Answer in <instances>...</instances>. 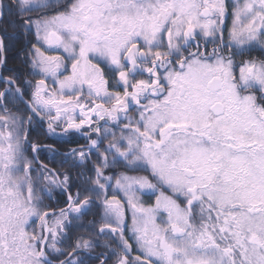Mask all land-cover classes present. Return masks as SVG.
<instances>
[{
    "label": "snow or ice",
    "instance_id": "snow-or-ice-1",
    "mask_svg": "<svg viewBox=\"0 0 264 264\" xmlns=\"http://www.w3.org/2000/svg\"><path fill=\"white\" fill-rule=\"evenodd\" d=\"M5 8L17 17L10 26L34 32L28 57L41 79L21 87L0 76V264H52L48 253L63 255L57 244L94 198L97 235L120 247L116 264H264V59L251 57L264 55V0H235L227 42L226 0H15L0 3V21ZM9 93L27 117L9 113ZM34 120L47 136L84 135L87 151L32 143L29 158ZM108 136L74 195L69 175L44 164L37 187L42 147L75 166ZM112 166L124 169L114 183ZM57 188L66 206L41 211ZM93 243L76 239L59 264H83L72 258Z\"/></svg>",
    "mask_w": 264,
    "mask_h": 264
},
{
    "label": "trees",
    "instance_id": "trees-1",
    "mask_svg": "<svg viewBox=\"0 0 264 264\" xmlns=\"http://www.w3.org/2000/svg\"><path fill=\"white\" fill-rule=\"evenodd\" d=\"M15 3V0H3V5L7 6L9 4ZM6 15L5 19L3 21H0V31L7 32V34L12 33L10 36H6L4 39L5 46H6V64L10 67H13L14 69H17L15 79L18 82H21L22 73L25 70L27 72L30 64V58L28 57V51L31 48V43L35 41L34 38V32H25V30L22 27H12L8 24V21L14 20L17 17L13 14H7V9L5 8ZM31 13H25L24 15H29ZM34 15V14H33ZM32 41V42H31ZM16 47V48H15ZM247 56V55H246ZM254 56L258 59H264V55L261 54L260 50H253L251 53V57ZM5 85L3 83H0V88ZM17 101L14 100V106L16 110L19 111H10L11 113H14L16 115H22V112L20 111L22 107L21 105H16ZM9 112V113H10ZM26 112V111H25ZM0 114H4L3 111H0ZM26 112V116H27ZM25 116V117H26ZM31 127V131L28 133L29 137V145L28 150L26 152V155L31 158V144H41L46 143L47 146H53L59 151H67L75 146H79L76 149H79L83 147L84 144H86V138L82 134L79 133H72L68 136H47L45 134V131L40 128L36 120L33 121L32 125H25V128ZM101 127H105V125H101ZM112 129V128H110ZM88 130L87 127H85L84 131L86 132ZM21 136L24 135V132L22 131ZM112 137L108 136L103 140V142L100 144L99 148L97 150H93L90 155L89 159L85 161L84 163L76 164L75 166H72L70 163H61L62 157L60 155H57L54 159L50 157V154L46 150V148H43L38 154L37 157L46 164L48 167L57 170L58 172L67 173L69 175V184L71 185L69 191L74 195L78 189V187L82 186L85 182V178L88 176L93 175L92 172L89 171L93 167V165L97 162L98 155L101 152H104V149L107 147L108 141L111 140ZM87 151V148H85ZM111 158V157H109ZM71 160V158H70ZM117 168L116 166H112L110 169L105 170V175H110L111 172L115 171ZM38 166L34 164V180L37 181L36 177L38 174ZM110 173V174H109ZM37 187H39L38 183L35 182ZM43 195V194H42ZM65 198V192L61 189L57 188L52 191L51 197H44L43 204L41 205V211L54 209L55 207L62 206V202ZM83 198V197H81ZM98 201L95 200L93 205L91 206V209L87 211L86 213L82 214L79 219H77L74 222V226L69 230L68 238L64 240L63 243L57 244V247H59L63 255L59 253H54L51 255V258L58 260L59 257H63L66 255L71 249L72 245L78 238H83L85 233L88 238L94 241L93 246L90 249H96L97 243L96 239H101L100 246L104 247L105 250H109V244H107V237H110V233H106L103 235H97L98 228L105 223V221L102 219L101 216V209L97 206ZM75 225H82V227H76ZM82 254L77 253L75 257L77 260H82Z\"/></svg>",
    "mask_w": 264,
    "mask_h": 264
},
{
    "label": "flooded vegetation",
    "instance_id": "flooded-vegetation-1",
    "mask_svg": "<svg viewBox=\"0 0 264 264\" xmlns=\"http://www.w3.org/2000/svg\"><path fill=\"white\" fill-rule=\"evenodd\" d=\"M0 3H2L3 4V0H0ZM0 33H1V31H0ZM10 35H12V33H9V34H7V36H10ZM224 39H225V42H227V39H228V37L225 35V33H224ZM32 42V41H31ZM35 42V41H34ZM34 42H32V43H34ZM5 43V42H4ZM31 43V44H32ZM212 47H213V44H211V43H209L208 45H207V49H208V51H211V49H212ZM16 48V47H15ZM201 50H203V46H202V48H201ZM226 51H227V49H226ZM5 52H6V46H5V51H4V56H5ZM243 58H245V59H247V58H249L248 56H245V57H243ZM252 58H254V57H252ZM237 59H240V57H237ZM4 61H5V63L3 64V65H1L0 66V72H1V76H4V77H9V76H12V77H14L15 78V76H16V72H17V69L15 68H13V67H10V66H8L7 64H6V56H5V59H4ZM29 66V68H28V70H27V72H25V70L23 71V73H22V76H21V78H22V80H21V82H18L17 80V86H21V87H24L25 85H24V81L27 79V80H30V81H32L33 83H35V81L36 80H38V79H41V77L39 76V75H36V76H33V75H31V68H30V64L28 65ZM138 78H147V75L145 74V76L144 77H138ZM49 86L50 87H53L54 85H52L50 82H49ZM8 86L7 85H3L1 88H0V91H4L6 88H7ZM13 90H14V88H13ZM30 91H31V89H29V94H30ZM121 91H122V89H121ZM29 94H25L24 95V97H23V99L25 100V101H27L29 98H30V95ZM85 95H86V93H85ZM14 100H16L17 101V103H16V105H21L20 107H22V109L20 110L21 112H22V116H26V110H25V105L19 100V99H14L13 97H12V95H11V93H9V99H8V101H5V104H6V106L8 107V109H9V112L10 111H13V110H15V111H19V110H16V108L15 107H13L14 106ZM132 110H134V109H132ZM0 111H2V109H0ZM26 111V112H25ZM131 111V110H130ZM130 111H129V113H130ZM11 113V112H10ZM28 113V112H27ZM128 113V114H129ZM28 115V114H27ZM129 115H135V112L134 111H132ZM27 117V116H26ZM38 119V118H37ZM127 121H122L121 122V124H123V123H126ZM36 123H37V121H36ZM37 125L40 127V128H42L44 131H45V134H46V128H47V125H46V123H44V124H38L37 123ZM101 125H104L103 123H101ZM107 126H110V128H112L111 130L112 131H114L117 135H119L120 134V132H119V128H115V127H113V125L111 124V123H109ZM112 126V127H111ZM59 130V129H58ZM57 136H62V135H57ZM38 145H41V146H47L46 145V143H41V144H38ZM43 149V147L41 148V150ZM31 152H32V150H31ZM39 153V152H38ZM38 153H36L35 155L37 156V154ZM32 157V156H31ZM39 159V158H38ZM40 160V159H39ZM40 162H41V160H40ZM42 163V162H41ZM35 164L38 166V168H39V166L40 165H38L36 162H35ZM117 167V166H116ZM119 171H124V169L123 168H117L115 171H113V172H111V176H113V178H115V175L119 172ZM34 172L35 171H33V173H31V175L33 176L34 175ZM62 174H63V172H61ZM127 174H129V175H136V174H141V175H144V174H146V173H143V172H141V173H136V172H132V171H128L127 172ZM36 179H37V181L36 180H34V178H33V180L35 181V182H37L39 185V187H41V186H43V183H44V177L43 176H39L38 174H37V177H36ZM61 179H63V176L61 175ZM112 194V193H111ZM66 199H67V197H66V195H65V198H64V200H63V202H62V205H66ZM142 199H143V201L144 200H146V199H148L147 197H142ZM153 200L155 199L154 197L152 198ZM151 199V200H152ZM51 219V218H50ZM84 234V237H83V239H86V238H88L87 237V235L85 234V233H83ZM126 238H127V236H126ZM100 241H101V239H99V238H97L96 239V245H97V248L96 249H90V248H88V249H81L79 252H77V253H81L82 254V261H83V264H101V260H104L105 261V264H113V262L115 261V263L114 264H116V261H117V257L119 256V255H121V250H120V247L118 246V243H117V241H115V240H113V238H112V236H111V234H110V237L108 236L107 237V244H109V250H108V252H107V250H105V248L104 247H101L100 246ZM130 243H131V240L129 241ZM70 251H72V249L70 250ZM69 251V252H70ZM54 253H56V252H49L48 253V259L50 260V261H52V264H56L59 260H62L63 258H66V256H67V254L66 255H64L63 257H59V259L58 260H56V259H53V258H51V255H53ZM76 253V254H77ZM138 253H136V252H133L132 253V255L134 256V255H137ZM72 259H74V260H77V258L74 256ZM59 264V263H58Z\"/></svg>",
    "mask_w": 264,
    "mask_h": 264
},
{
    "label": "rangeland",
    "instance_id": "rangeland-1",
    "mask_svg": "<svg viewBox=\"0 0 264 264\" xmlns=\"http://www.w3.org/2000/svg\"><path fill=\"white\" fill-rule=\"evenodd\" d=\"M68 2L70 3L71 2V0H68ZM226 2H227V5H228V16H227V21H226V26H225V29H224V33H225V35L228 37V31H229V29L231 28V26H232V19H233V17H232V15H231V13H232V9H233V7H234V5H235V0H226ZM241 2H242V0H241ZM34 38H35V36H34ZM256 50H259V49H256ZM65 74H67V73H65ZM132 111H134V110H131L130 111V113L132 112ZM135 112V111H134ZM129 113V114H130ZM54 114V113H53ZM112 127V126H111ZM110 128V127H109ZM113 183H114V178H113ZM109 195H111V191H109ZM144 202L145 203H152V202H154V200L152 199V200H149V199H146V200H144ZM102 211V210H101ZM127 222H128V224L130 225L131 224V213L130 212H128L127 213ZM38 225H39V218H35V220H34V222L30 225V227H29V231H32L33 229H37L38 228ZM99 229V228H98ZM131 243H133V241L131 240ZM59 248V247H58ZM62 257V256H61ZM60 257V258H61ZM119 257V256H118ZM117 257V258H118ZM115 263V261L113 262V264Z\"/></svg>",
    "mask_w": 264,
    "mask_h": 264
},
{
    "label": "water",
    "instance_id": "water-1",
    "mask_svg": "<svg viewBox=\"0 0 264 264\" xmlns=\"http://www.w3.org/2000/svg\"><path fill=\"white\" fill-rule=\"evenodd\" d=\"M3 54V53H2ZM56 210H58V209H56ZM61 261V260H60ZM59 263V261L56 263V264H58Z\"/></svg>",
    "mask_w": 264,
    "mask_h": 264
}]
</instances>
